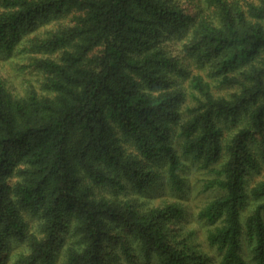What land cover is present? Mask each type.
<instances>
[{
	"label": "trees",
	"instance_id": "16d2710c",
	"mask_svg": "<svg viewBox=\"0 0 264 264\" xmlns=\"http://www.w3.org/2000/svg\"><path fill=\"white\" fill-rule=\"evenodd\" d=\"M27 42L41 91L0 78V264H107L117 227L208 264L184 201L123 195L182 191L189 161L222 264H264V0H0V50Z\"/></svg>",
	"mask_w": 264,
	"mask_h": 264
},
{
	"label": "rangeland",
	"instance_id": "374dc122",
	"mask_svg": "<svg viewBox=\"0 0 264 264\" xmlns=\"http://www.w3.org/2000/svg\"><path fill=\"white\" fill-rule=\"evenodd\" d=\"M186 5L188 11L193 9V5L186 3L184 7ZM29 50V42L17 47L13 52L0 50V78L4 79L7 86L17 94H25L32 88L41 91V82L45 77V74L32 64L33 52L31 53ZM197 164H192L189 161L181 171L186 177L182 191L172 187L167 178L160 176L147 189L131 187L130 193L123 195L135 197L141 201L143 206H158L166 202L184 201L191 216L182 220H187L184 224L170 223L174 234L177 233L178 239L187 240L189 245L200 253L208 255V264H222L219 252L210 245L207 239V229L210 225L206 219L198 216L200 207L203 205L202 202L217 192L205 189L203 180L207 173L200 167H196ZM179 226L182 228L179 229ZM119 229L115 228L105 242V262L107 264H161L156 250H152L139 237L131 236L128 228ZM244 250L251 257L252 251L248 245ZM147 252L153 253L152 259L145 256Z\"/></svg>",
	"mask_w": 264,
	"mask_h": 264
}]
</instances>
